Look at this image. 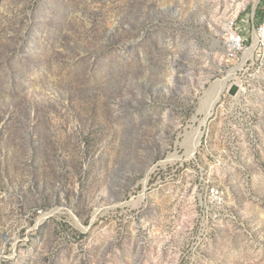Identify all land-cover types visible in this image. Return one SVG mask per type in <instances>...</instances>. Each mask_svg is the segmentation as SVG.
<instances>
[{
  "label": "rangeland",
  "instance_id": "1",
  "mask_svg": "<svg viewBox=\"0 0 264 264\" xmlns=\"http://www.w3.org/2000/svg\"><path fill=\"white\" fill-rule=\"evenodd\" d=\"M254 10L0 0V264H264V57L223 43Z\"/></svg>",
  "mask_w": 264,
  "mask_h": 264
},
{
  "label": "built area",
  "instance_id": "2",
  "mask_svg": "<svg viewBox=\"0 0 264 264\" xmlns=\"http://www.w3.org/2000/svg\"><path fill=\"white\" fill-rule=\"evenodd\" d=\"M262 17L256 21L255 10L249 15L247 27L244 28L240 21V13L228 21L224 28V50L232 60H238L250 48H255L251 58L246 63L260 60L264 57V0ZM249 42L251 45L249 46Z\"/></svg>",
  "mask_w": 264,
  "mask_h": 264
},
{
  "label": "bare ground",
  "instance_id": "3",
  "mask_svg": "<svg viewBox=\"0 0 264 264\" xmlns=\"http://www.w3.org/2000/svg\"><path fill=\"white\" fill-rule=\"evenodd\" d=\"M254 49H255V48L253 47V48H250L249 50H247V51L245 52V59H247V58H251V57H252ZM245 61H246V60H245ZM234 73H235V70L232 71V75H234ZM227 82H228V81H227ZM217 85H218V84H215V85L212 86V90L217 89V90H216V96H215L214 101L219 100L220 96L222 95L223 90H224L225 85H226V80H224V81L222 82V84H220V85H218V86H217ZM212 106H213V105H212ZM210 114H211V113H210ZM199 138H200V137H198V138L196 139V141L194 142V144H193V149H192L191 156H193V155L195 154V152H196V150H197V148H198V146H199V143H200V139H199Z\"/></svg>",
  "mask_w": 264,
  "mask_h": 264
}]
</instances>
